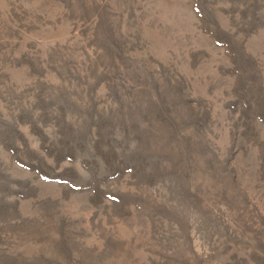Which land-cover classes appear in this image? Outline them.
I'll use <instances>...</instances> for the list:
<instances>
[{
	"label": "rangeland",
	"instance_id": "1",
	"mask_svg": "<svg viewBox=\"0 0 264 264\" xmlns=\"http://www.w3.org/2000/svg\"><path fill=\"white\" fill-rule=\"evenodd\" d=\"M0 264H264V0H0Z\"/></svg>",
	"mask_w": 264,
	"mask_h": 264
}]
</instances>
